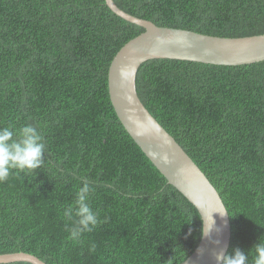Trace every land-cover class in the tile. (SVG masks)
I'll return each instance as SVG.
<instances>
[{"label": "trees", "instance_id": "1", "mask_svg": "<svg viewBox=\"0 0 264 264\" xmlns=\"http://www.w3.org/2000/svg\"><path fill=\"white\" fill-rule=\"evenodd\" d=\"M114 2L159 26L264 33V0ZM142 31L105 0H0V127L32 124L46 141L41 168L0 183V254L29 252L46 264H179L198 245L197 210L148 160L110 100L109 64ZM136 88L220 194L231 223L226 255L247 254L264 240V60L149 59ZM82 177L99 223L70 240L73 221L63 212L75 207Z\"/></svg>", "mask_w": 264, "mask_h": 264}, {"label": "water", "instance_id": "2", "mask_svg": "<svg viewBox=\"0 0 264 264\" xmlns=\"http://www.w3.org/2000/svg\"><path fill=\"white\" fill-rule=\"evenodd\" d=\"M105 3L118 16L144 28L116 52L108 67V92L117 117L153 166L195 207L202 221L198 245L179 264H216L215 254L223 250L226 255L230 244L227 208L205 173L144 106L137 92L136 74L140 65L149 59L215 65L259 62L264 60V33L224 37L159 26L125 12L114 0H105ZM224 210L222 217L218 211ZM212 220L214 226L204 234V228L211 225ZM18 261L46 264L23 251L0 254V263Z\"/></svg>", "mask_w": 264, "mask_h": 264}, {"label": "clouds", "instance_id": "3", "mask_svg": "<svg viewBox=\"0 0 264 264\" xmlns=\"http://www.w3.org/2000/svg\"><path fill=\"white\" fill-rule=\"evenodd\" d=\"M46 141L42 133L32 124H25L19 129L0 127V183L6 182L10 175L19 172H34L44 164ZM82 186L76 192L75 207L68 206L63 215L72 226L67 230L70 240H78L83 233L91 232L98 225V213L90 206V196L94 189L86 177H82ZM223 217L226 213L218 211ZM75 218V219H74ZM214 226L207 224L204 234ZM219 231V229H217ZM218 244L219 241H216ZM202 251V250H201ZM252 255L251 264H264V240H259L246 254L239 248L230 255L223 250L215 254L216 264H249V255Z\"/></svg>", "mask_w": 264, "mask_h": 264}, {"label": "bare ground", "instance_id": "4", "mask_svg": "<svg viewBox=\"0 0 264 264\" xmlns=\"http://www.w3.org/2000/svg\"><path fill=\"white\" fill-rule=\"evenodd\" d=\"M22 252V251H21ZM24 252V251H23ZM27 253H29V252H27ZM30 254H32V253H30ZM34 255V254H33ZM36 256V255H35Z\"/></svg>", "mask_w": 264, "mask_h": 264}]
</instances>
